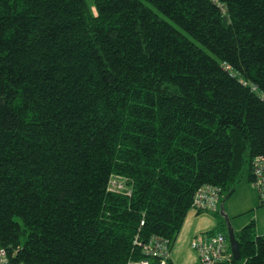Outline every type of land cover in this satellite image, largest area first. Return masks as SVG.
<instances>
[{"label": "trees", "instance_id": "trees-1", "mask_svg": "<svg viewBox=\"0 0 264 264\" xmlns=\"http://www.w3.org/2000/svg\"><path fill=\"white\" fill-rule=\"evenodd\" d=\"M93 3L0 0L13 264L142 260L136 237L174 243L203 186L230 197L264 155V0ZM236 235L240 263L264 264L255 224Z\"/></svg>", "mask_w": 264, "mask_h": 264}, {"label": "built area", "instance_id": "built-area-1", "mask_svg": "<svg viewBox=\"0 0 264 264\" xmlns=\"http://www.w3.org/2000/svg\"><path fill=\"white\" fill-rule=\"evenodd\" d=\"M253 185L257 189L261 205H264V155L255 158L252 166ZM108 190L130 196L131 191L125 187L121 177L112 176ZM224 194L221 187L213 185L203 186L196 194L192 204V210L197 213H220ZM143 225V221L141 222ZM133 245L141 247L146 256L139 261H130L128 264H174L172 261L173 242L161 236H151L146 241L135 238ZM192 248L198 254L197 264H246L234 259L227 233L219 232L207 234L196 238L192 242ZM0 264H13L10 262L7 252L0 246Z\"/></svg>", "mask_w": 264, "mask_h": 264}, {"label": "crops", "instance_id": "crops-1", "mask_svg": "<svg viewBox=\"0 0 264 264\" xmlns=\"http://www.w3.org/2000/svg\"><path fill=\"white\" fill-rule=\"evenodd\" d=\"M225 197L226 196H224L222 204H224L225 212L229 214V217L232 220V225L235 229L236 234L246 226L254 223L257 235H264V209H261L259 193L253 185V181L250 180L249 174H247L246 177L241 181V183L237 186L236 190L230 197L226 198V200ZM193 217L194 216H192V218ZM194 219L203 222L211 218L196 217ZM212 221L213 222L209 227L202 224V226H200L198 229H192L191 231L193 232L191 233L192 236H190V241L192 240L193 242V240L196 239L195 237H197V235L201 233L206 235L224 232L222 230L223 222L219 223L220 227L219 229H216L215 222L214 220ZM181 237L182 235H180L179 238L177 237V240L173 243L172 250L173 248H175L176 244H178V239H180ZM172 261L174 264H197L199 259L198 254L195 251L194 253H190V256L178 258L176 259V261H174L172 258Z\"/></svg>", "mask_w": 264, "mask_h": 264}, {"label": "rangeland", "instance_id": "rangeland-1", "mask_svg": "<svg viewBox=\"0 0 264 264\" xmlns=\"http://www.w3.org/2000/svg\"><path fill=\"white\" fill-rule=\"evenodd\" d=\"M85 1H86V4H87L90 12L94 14L95 13V7H94L93 0H85ZM259 199H260V197H259ZM225 200H226V197H225ZM260 204H261V202H260ZM261 209H264V205H261ZM227 215L229 217L228 213H227ZM192 216H194V217L192 218ZM196 217H203V218H209L210 217L211 219H209V220H211V221L206 220V221L200 222V221H197L194 219ZM229 219L232 223V220L230 217H229ZM212 220H214V222H215L216 229H219V227H220L219 223L223 222L225 227L222 228V230L224 231V233H227V223H226L227 220L223 216H221L220 213H218V214H215V213H199L198 214L196 211H193V210H191L189 212V214L187 215L185 222H184V224H183V226H182V228H181V230L177 236L179 238V236L182 235V237L180 239H178V241H179L178 244H176L175 248H173V250H172V258L174 261H176V259L181 258V257L190 256V253L195 252V251H193L194 249L192 250V240L190 241V236H192L191 233L193 232L191 230L192 229L193 230L198 229L200 226H202V224L209 227L213 222ZM216 231H218V230H216ZM203 235H205V234L201 233V234L197 235V237H195V238L202 237ZM177 237H176L175 241L177 240Z\"/></svg>", "mask_w": 264, "mask_h": 264}, {"label": "water", "instance_id": "water-1", "mask_svg": "<svg viewBox=\"0 0 264 264\" xmlns=\"http://www.w3.org/2000/svg\"><path fill=\"white\" fill-rule=\"evenodd\" d=\"M220 214L221 216H223L227 221V236L231 245V250L232 253L234 255V259L236 261H240L242 260V253H241V249H240V244L239 241L237 239V235L235 232V229L227 215V213L225 212V208H224V204H222L221 210H220Z\"/></svg>", "mask_w": 264, "mask_h": 264}]
</instances>
